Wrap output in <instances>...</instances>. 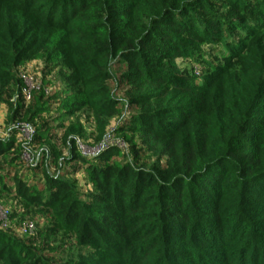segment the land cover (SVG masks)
<instances>
[{
  "label": "trees",
  "instance_id": "trees-1",
  "mask_svg": "<svg viewBox=\"0 0 264 264\" xmlns=\"http://www.w3.org/2000/svg\"><path fill=\"white\" fill-rule=\"evenodd\" d=\"M213 45L224 50L214 62L202 50ZM176 58L209 71L182 74ZM38 59L58 68L60 116L90 111L100 148L84 154L82 123L66 126L67 152L27 167L39 186L7 171L24 163L18 127L0 139L1 191L46 209V233L63 235L33 245L0 227V264H264V0H0L10 121L46 111L43 92L25 106L18 73ZM108 136L131 142L132 159ZM140 149L154 161L139 163ZM79 167L89 192L69 177Z\"/></svg>",
  "mask_w": 264,
  "mask_h": 264
},
{
  "label": "rangeland",
  "instance_id": "rangeland-1",
  "mask_svg": "<svg viewBox=\"0 0 264 264\" xmlns=\"http://www.w3.org/2000/svg\"><path fill=\"white\" fill-rule=\"evenodd\" d=\"M236 36V38L240 37L239 34ZM202 50L204 51V59L212 62L216 61L215 58H221V55L224 53L223 48L219 45L203 46ZM175 63L182 74H195L200 76L209 71V69L199 60L191 58H176ZM57 71L58 68H55L52 65H46L43 59L28 61L18 69L19 76L24 80L25 87L23 91L25 90L24 92H26L29 90L31 94L29 100L26 98L24 99L25 106L33 104L34 97L39 96L41 92L44 93V99L48 100L45 106L46 111L28 124L32 125L34 130H49V133L53 134L54 138L49 141L42 140L41 138L35 137L36 133L34 131L32 134L25 137L24 146L27 153L22 159L24 163L17 167H14V165H6V167L7 171L11 173H13L15 169L19 170L23 180L35 183L39 186L42 184L41 173L39 171L28 169L27 167L40 160L39 157L44 150L56 148L63 153L67 152V147L63 144L61 139L62 132L66 126L72 123L74 124L77 120H80L83 129V137L80 135L77 137L80 150L86 155H90L99 150V147L95 146L93 140L94 124L90 111H81L72 119L60 116L62 113L58 109V99H54V95L61 89ZM116 94L119 97H124V90H116ZM16 99L17 96H12L10 99L14 106L17 102ZM7 113L8 107L5 104L0 103V139H6L13 126H18L21 122L18 117H16L14 121H10ZM123 120L122 116L114 118L111 121L110 128L120 124ZM134 142H137V138H134ZM120 147L123 148V152H125L131 160L133 157L131 142H128L125 139L124 141L120 139ZM138 148L139 147L137 146L136 149ZM137 160L139 163L146 165H149L154 161V159L143 149L139 150ZM50 170L53 172V167H51ZM64 172H66V170L62 169L61 173ZM0 174L2 173L0 172ZM69 177L75 180L77 188L81 193L91 191L81 167L77 168L75 173L69 174ZM7 182H9L8 179ZM26 222L32 223L34 226L31 233L24 232L22 229L23 224ZM2 223L6 224L5 227L2 228L18 236L25 243L39 245L44 244L45 242V244L50 246H57L62 243L63 235L61 232H56L55 234L46 233V228L52 225V218L46 209L40 206L26 205L14 194L5 193L0 189V227ZM39 231H43L44 238L38 233ZM73 245V240L71 239L67 242V246L65 247L66 251H68ZM58 254L59 253L55 256L57 257Z\"/></svg>",
  "mask_w": 264,
  "mask_h": 264
},
{
  "label": "built area",
  "instance_id": "built-area-1",
  "mask_svg": "<svg viewBox=\"0 0 264 264\" xmlns=\"http://www.w3.org/2000/svg\"><path fill=\"white\" fill-rule=\"evenodd\" d=\"M25 91V90H24ZM23 91V94H24V97L29 100L31 98V94H30V91L27 90L26 92ZM18 133H17V137H18V140H22L24 142V145H25V137L26 136H29L30 134H32L34 132V128L32 125L28 124V123H20L18 124ZM105 144L108 146L109 144H112V145H117L118 147H120V139H114L112 138V136H108L105 140ZM104 144V146H105ZM100 148V147H99ZM26 149V148H25ZM26 150H24L23 152V156L26 154ZM22 156V157H23ZM38 160V158H37ZM5 223H2L1 224V227H5ZM22 229L24 230V232H29L31 233L34 229V226L32 223H29V222H26L23 224V227Z\"/></svg>",
  "mask_w": 264,
  "mask_h": 264
}]
</instances>
